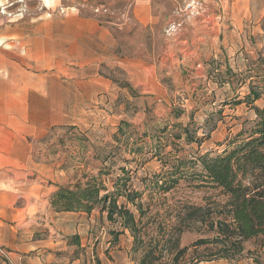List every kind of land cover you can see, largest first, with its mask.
Returning a JSON list of instances; mask_svg holds the SVG:
<instances>
[{"label": "rangeland", "instance_id": "obj_1", "mask_svg": "<svg viewBox=\"0 0 264 264\" xmlns=\"http://www.w3.org/2000/svg\"><path fill=\"white\" fill-rule=\"evenodd\" d=\"M190 1L155 0L156 19L148 25L135 16L136 0H49L51 6L44 0H7L14 4L7 10L20 14L11 17L0 9V28L44 13L56 18L74 11L107 28L117 42L115 58L92 65L86 72L97 76H68L74 72L72 66L52 69L60 74L54 76L56 85L68 88L67 98L54 96L57 104L67 99V115L63 113V122L54 124L46 135L30 140V174L14 173L8 178L16 186L29 188L32 197L41 193L36 198L43 204L47 200V208L55 211L50 198L60 186L89 179L102 184L105 194L116 190L115 182L122 176L127 184L119 187L121 192L139 191L136 205L142 206L139 212L135 204L119 198L140 220L141 242L135 241L118 217L109 220L100 206L91 213L58 211L63 212V221L48 211L46 224L53 220L51 227H45L44 237L54 235L56 241L54 247L45 248L53 252L38 254L36 248L17 255L0 246V261L28 264L30 258L33 264H139L145 247L158 239L166 249L156 264H173V242L178 239L179 247H188L178 264H264L262 235L222 257L226 243L217 240L221 237L218 222L234 225L225 205L228 196L207 181L200 163L201 156L224 154L247 137L258 119L254 106L264 108V94L253 105L237 103L252 87L264 85V0L250 1L251 15L242 23L227 13L233 7L231 0H204L205 14L214 12L225 24L221 40L215 39L217 49L213 45L216 58L209 56L206 45L209 35L210 42L215 34L219 37L217 32L202 39L199 50L185 53V48L196 45V35L190 31L194 21L204 17L184 11ZM240 7L248 8L243 1ZM172 24H181L180 30L168 35ZM0 44L4 45L1 40ZM140 70L147 75L140 76ZM176 123L188 126L202 140L189 143L176 138L180 131ZM191 207L202 211L192 216ZM75 235L80 244L73 239ZM199 239L209 242L196 246Z\"/></svg>", "mask_w": 264, "mask_h": 264}, {"label": "crops", "instance_id": "obj_2", "mask_svg": "<svg viewBox=\"0 0 264 264\" xmlns=\"http://www.w3.org/2000/svg\"><path fill=\"white\" fill-rule=\"evenodd\" d=\"M2 1L7 0H0V3ZM154 1L136 0L135 16L140 23L148 25L156 19L152 6ZM231 1L233 7L228 15L237 18L238 22L241 18V23L244 22L243 19L251 15V0ZM242 1L247 4V10L240 7ZM224 25L222 16L210 11L203 19L194 21L190 31L196 35L193 43L197 46L188 44L190 52L185 48V53L199 50L202 39L206 40L208 34L217 32L219 37L215 34L212 37L214 41L210 42L209 35L206 41V47L211 50L209 56L216 58L218 52L213 45L217 49L215 39L221 40ZM0 37L4 43L0 44V246L17 255L36 248L38 254L46 252L47 255L53 252L50 248L54 247L56 239H53L54 235L50 236L52 241L50 237H44L45 227H51L50 221L53 220L52 217L46 224L45 214L53 212L57 221H63L60 216L63 212L47 208V200L43 204L36 198H40L41 193L32 197L29 188L16 186L8 177L14 173L21 177L30 174V140L46 135L54 124L63 122V113L67 115L64 110L67 99L64 103L60 99L62 102L57 104L54 96L67 98L68 88L56 85L54 76L60 74L53 73L52 69L60 66L63 70L64 66H72L74 72L68 76H97L98 73L86 72L92 65H101L115 58L117 42L107 28L74 11L56 18L44 13L37 18L6 25L0 28ZM224 43L227 48V41ZM138 73L140 76L147 75L146 70ZM28 260V264L34 263V260ZM0 264L6 263L1 260Z\"/></svg>", "mask_w": 264, "mask_h": 264}, {"label": "trees", "instance_id": "obj_3", "mask_svg": "<svg viewBox=\"0 0 264 264\" xmlns=\"http://www.w3.org/2000/svg\"><path fill=\"white\" fill-rule=\"evenodd\" d=\"M263 94L264 85L261 89L252 87L244 100L237 103L247 102L253 105L262 98ZM254 108L258 119L247 137L237 141L235 146L224 154L212 157L205 154L200 157V163L207 173L205 176L207 181L221 187L228 196L225 205L233 218L234 225L225 221L218 222V232L221 237H217V240L226 243L221 250L222 257H228L232 253L238 252L242 242L260 235L264 236V108L256 105ZM180 113L181 111H178L176 118L180 116ZM176 126L180 128V131L174 135L176 138H185L189 143L202 140L192 134L188 126H182L181 123H176ZM167 130V127L163 128V132ZM242 133L243 131L240 135ZM182 167L183 165L177 169ZM174 179L172 178L171 181H175ZM126 184L127 181L122 180V176H120L115 182L116 190L108 191L105 194H102V191L106 189L102 184L99 185L89 179L84 183L62 185L52 194L50 204L56 211H85L87 213H91L97 206H100L101 210L107 213L109 220L118 217L124 228L132 232L135 241L141 242L140 220L125 203L119 202V198L124 197L126 201L136 205V199L140 192L127 189L121 192L120 188L125 187ZM163 185L170 188L168 182H163ZM136 206L141 212V203ZM191 209L190 215L192 216H197L202 211L201 207H191ZM73 239L77 241V244H80L78 235H75ZM169 241L172 239L170 238ZM208 242L207 239H199L195 245H203ZM173 244L175 245L173 264H178L179 259L188 251V247H179L178 239ZM164 249L166 247L160 240H152L145 247L139 264H156V260L160 258Z\"/></svg>", "mask_w": 264, "mask_h": 264}, {"label": "built area", "instance_id": "obj_4", "mask_svg": "<svg viewBox=\"0 0 264 264\" xmlns=\"http://www.w3.org/2000/svg\"><path fill=\"white\" fill-rule=\"evenodd\" d=\"M24 0H17V2H23ZM14 5L13 3H8V2H3L0 3V9L1 13L6 14L8 17L11 16H16L20 14H13V12H10L7 10L10 6ZM205 2L204 0H191L189 3L184 8V11L187 12L192 17H201L204 16L205 14ZM23 12H25L24 9H22ZM23 15V13L21 14ZM179 27H181V24H172L168 29H167V34L168 35H174L175 33L179 32ZM1 248V247H0Z\"/></svg>", "mask_w": 264, "mask_h": 264}, {"label": "bare ground", "instance_id": "obj_5", "mask_svg": "<svg viewBox=\"0 0 264 264\" xmlns=\"http://www.w3.org/2000/svg\"><path fill=\"white\" fill-rule=\"evenodd\" d=\"M45 3L48 5V6H51L52 2H49V0H45Z\"/></svg>", "mask_w": 264, "mask_h": 264}]
</instances>
